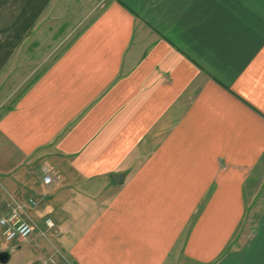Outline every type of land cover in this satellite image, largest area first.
Here are the masks:
<instances>
[{
	"label": "crops",
	"instance_id": "obj_1",
	"mask_svg": "<svg viewBox=\"0 0 264 264\" xmlns=\"http://www.w3.org/2000/svg\"><path fill=\"white\" fill-rule=\"evenodd\" d=\"M13 201L37 230L0 264H264V0H0Z\"/></svg>",
	"mask_w": 264,
	"mask_h": 264
},
{
	"label": "built area",
	"instance_id": "obj_2",
	"mask_svg": "<svg viewBox=\"0 0 264 264\" xmlns=\"http://www.w3.org/2000/svg\"><path fill=\"white\" fill-rule=\"evenodd\" d=\"M40 171L43 177V183L46 186H51L54 183L51 169L48 165H42ZM29 206L35 207L38 205V201L34 198H30L28 201ZM27 203H21L13 201L8 204V211L0 217V230L3 238L8 241H26L32 237L36 232L37 226L30 219L25 218V208L28 206ZM55 223L51 218L45 219V229L40 230L43 236H46L49 230L55 229ZM41 264H50L48 261L42 262Z\"/></svg>",
	"mask_w": 264,
	"mask_h": 264
},
{
	"label": "rangeland",
	"instance_id": "obj_3",
	"mask_svg": "<svg viewBox=\"0 0 264 264\" xmlns=\"http://www.w3.org/2000/svg\"><path fill=\"white\" fill-rule=\"evenodd\" d=\"M56 20V23H51L48 26H50L51 28L46 32L45 36L41 37V40L44 41L46 43V49L44 51H36L37 54L35 55V57H46L48 58H53L55 56H57L68 44V42L71 40V34H66L65 31H67L71 24L73 19L72 18H59V19H54ZM61 25L65 26V28L61 31V34H55L57 32V30L59 29V26L61 27ZM65 34H62L64 33ZM63 39V40H61ZM56 42L61 43L60 46L57 49L51 48L52 46H54L56 44ZM257 213V211H255ZM255 213V214H256ZM45 228H42V230H44ZM55 229H53L52 231L49 230L45 236V238L47 240H49V238L51 239L53 237V235L55 234ZM1 244H8L7 242L4 241V238L1 234V230H0V253L5 252L7 250L6 246H2ZM48 252V249L46 250ZM46 258L45 261H48L50 264H62L61 263V259L58 258L57 256L54 255V253H46ZM43 261V262H45ZM42 263V262H41ZM40 263V264H41Z\"/></svg>",
	"mask_w": 264,
	"mask_h": 264
},
{
	"label": "water",
	"instance_id": "obj_4",
	"mask_svg": "<svg viewBox=\"0 0 264 264\" xmlns=\"http://www.w3.org/2000/svg\"><path fill=\"white\" fill-rule=\"evenodd\" d=\"M8 259H9V253L8 252L0 253V262L1 263H7Z\"/></svg>",
	"mask_w": 264,
	"mask_h": 264
}]
</instances>
